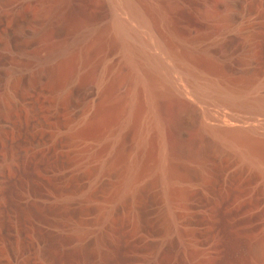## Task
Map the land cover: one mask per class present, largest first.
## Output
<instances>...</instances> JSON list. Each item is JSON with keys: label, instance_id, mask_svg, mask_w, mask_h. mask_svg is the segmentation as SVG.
<instances>
[{"label": "rangeland", "instance_id": "1", "mask_svg": "<svg viewBox=\"0 0 264 264\" xmlns=\"http://www.w3.org/2000/svg\"><path fill=\"white\" fill-rule=\"evenodd\" d=\"M231 1L247 15L242 26H222L220 32L205 35L209 28H216L206 25L221 22L219 15ZM119 2L0 0V77L9 64L18 61L17 54L46 52L51 43H63L70 49L74 43L68 58L79 50L85 58L70 60L77 66L61 64L65 66L61 72L58 67L60 73L39 83L27 78L18 91V104L4 116L6 127L0 130V247L21 264L41 263L36 255L40 243L53 264H152L146 261L154 257L155 264H259L249 250L264 235L263 181L255 167H246L228 147L205 150L201 160L189 163L192 174L185 180L180 178L182 181L168 191L148 170L134 196L118 199L125 162L119 159L110 163L109 147L120 121L118 99L126 89L114 94L109 83L99 78L118 60V53L107 48L105 35L121 19L137 35L140 33L135 39L137 46L131 40L136 48L151 44L154 33L177 32L178 49L186 44L207 52L212 59L197 57L202 59L201 65L197 58L193 60L200 67L196 68L201 81H214L232 88L235 95L250 103L259 100L264 104V0H133L144 12V25L131 16L128 8H114L113 4ZM57 4L61 6L60 17L51 13ZM85 26L102 29L103 38L94 37L87 41L91 45L78 46L75 40ZM7 43L15 56L4 53ZM151 47L142 53L158 55L153 44ZM169 60L166 63L170 68L174 63ZM179 82L177 88L183 87ZM104 91L110 94L104 95L109 97L106 110L100 119L91 121ZM212 106H198L205 124L219 125L233 116L264 136V111L252 115L233 105ZM135 134L132 131L125 138L127 150L133 147ZM150 139L147 156L152 166L157 140L154 135ZM77 229L86 236L84 255L74 248L77 242L73 233ZM96 236L102 239V248L96 245ZM19 243L24 251L21 256L16 250Z\"/></svg>", "mask_w": 264, "mask_h": 264}, {"label": "bare ground", "instance_id": "2", "mask_svg": "<svg viewBox=\"0 0 264 264\" xmlns=\"http://www.w3.org/2000/svg\"><path fill=\"white\" fill-rule=\"evenodd\" d=\"M118 4H113L115 6L114 8H117L119 6L128 8L127 10H129V12L131 10L132 12L131 16L134 17V19H137V21H139V24H143L144 19L146 20V17L143 18L142 15V13L144 12L139 11V9L135 7L133 0H120ZM60 7L61 6L57 4V6L53 7V9L51 10V13L55 15V17H57L60 13V16H62ZM213 14H216V12ZM219 16L221 22H219V20L216 21L219 22L218 24H207L206 27L216 26V28L214 27L210 29L208 27L209 31L206 28L207 32H205V35L220 32L222 30V26H242L244 20L247 19L246 13L243 10L239 9L237 4L232 1L224 6L223 12H221ZM120 20H117L116 24L114 23L115 26L111 28L108 35H105L106 32L104 33L109 41L107 48L108 46H110L109 49L112 48V50L116 52V54L118 53V60L115 61L114 65H109V67L105 69L104 75L99 78L101 82L103 81L102 83H104L105 81L109 83L108 85L112 87V91L114 94L118 93L121 88L126 89H124L125 92L122 97H118V100L120 101V104L118 106L120 121L117 129H114L115 131L113 132L114 134H112L113 136L111 135L113 137V139H111L112 143L109 147V153L111 156L109 155L110 159L108 158L110 160V163L112 164L119 161V159L125 162V164L123 163L125 165V177L124 181L122 180L123 185L119 191V194L117 195L118 199L121 200L124 197L131 196L130 194L134 196V194L138 192V182L142 180L145 174L149 173L148 170H151L156 174L158 180L165 188V191L170 190L169 188L172 187L177 181H182L180 178L184 177L183 180H185V178L187 179L192 174H190L188 170L189 163L191 164L193 161H199V159L202 158V154L208 148H217L222 146L234 150L237 156L240 159L244 160V162L246 163V167L247 165H249L251 166V168L255 167L259 171V176H261L263 181L264 190V136L258 134L259 131L257 132V129L252 128V126H248V122L240 120L233 116L230 118L228 117L229 119L222 118L224 121H221L219 125H207L202 122L201 113L198 109V106H200V104H205L209 107H213L212 105L215 106L219 104H227L230 106L233 105L235 108L245 110L252 115H257L264 111V104L259 102V100L257 102L253 101L254 103L251 101L250 103L249 100H246V98L244 99L241 96L235 95L236 93L232 92V88H225L224 86L222 87L219 85V83H214V81L208 82L204 79L203 80L206 83L201 81L199 69L196 68L198 67L196 63L200 61L197 57L200 58V56H202L201 58H209L207 57L208 53L202 50L199 51L198 49L193 47H187L186 44L185 47L184 44L183 46H181V48L184 47L182 49L180 48L181 50L178 49V41L176 40L177 37H180V34H178L177 32H164L163 30L164 33H159L156 30L155 32L159 34H156V36L154 33L155 40L152 39L154 43L151 42V44H153L154 47L159 51V54L156 55L155 53L154 55H144L142 53V50H144V48H148L149 46L151 47L150 42L143 43V46L141 45L139 48L133 46L131 40L133 39V41H135V39H137L136 37H138L140 33H138L137 35L136 31H134V29L131 30L129 26H127L128 24L126 25L125 21L123 22V20ZM149 22L148 25L151 26L152 24L150 25ZM167 22H169V20ZM152 27L153 26H151V28ZM97 28V26H85L83 33H80V35L77 36V39L75 40L76 44L78 46H86L85 43L91 45L87 41H93L92 38L94 39V37L103 35V30ZM106 31H108V29ZM101 38H103V36ZM105 42L107 41L105 40ZM134 43L137 46L136 41ZM179 43V45H182L181 41ZM73 45L76 46L74 43ZM82 46L80 47L82 48ZM105 47H103V49ZM90 48L91 47H89V49ZM12 49L13 48L11 47V44L7 43L5 44L3 51L7 55L15 56ZM71 49L67 45H63V43L58 44L56 42L51 43L48 49H46V52L43 50V52L38 51L31 53L30 55L29 53L28 55L17 54L19 58L18 61L14 60V63H12L11 65L9 64V67L4 70L2 76L0 77V130L5 126L4 116L9 113L11 107L18 104V91L24 86V81L27 78L31 79L33 82L39 83L43 79L54 75L55 72L60 73L62 67L65 66H60L61 64L69 63L70 65L71 63L74 65L75 61L79 62V60H83L81 59L83 57V53L82 50H79L80 48L78 49V52H73L74 55H72L71 53L72 57L68 58V53H70ZM71 59H74V62H72L73 60L70 61ZM167 59H172L169 61H172V63L170 62L171 64L174 63V66L172 65L173 67H167ZM195 59L198 60L197 62H195L196 65L193 63V60L195 61ZM208 60L212 61V59L210 58ZM201 61L200 65L202 64ZM207 65L208 64H205V66ZM74 66L77 65L75 64ZM58 67H60V72L58 71ZM73 68L74 67H72V69ZM73 71L76 72L77 70L73 69ZM175 75L178 79H175ZM178 81L183 83L184 86L177 88L179 87L176 86L178 84ZM104 92H102L103 97L101 96L99 98L100 100L97 102L95 110L93 111V115L90 118L91 121L100 119L105 109L104 106L108 103L107 101L109 100V97L107 99L105 97L106 95H108L106 93L107 91L105 93ZM108 96H110V94ZM132 131L136 133L135 136L137 135V138H133V140L135 141L136 139V141H133V147H129L130 150H127L125 148L124 140L128 136V134H132ZM150 134H153L155 136V139L157 140L155 141L157 142V153H155L156 158L154 159L155 161L152 166L149 165V155L147 156V154H149L147 153L149 139H152L153 137V135L150 136ZM155 139H153V142ZM208 139H212L213 141L209 142ZM109 160L107 161L106 165H109ZM243 165L245 166L244 163ZM190 169L192 168L190 167ZM73 235L77 242V245L75 244L76 246L74 248H76L77 252H79L81 255H84L87 246L85 242L86 236L84 235L83 231L78 229L73 233ZM43 242L44 241H42V243ZM96 242V245L98 246V248H100L103 243L102 239L97 237ZM16 250L20 254V256L22 252H24L23 247L20 243L17 244ZM46 250L47 249L45 245H41V243L37 246L36 255L41 262L40 264H53V262L50 260V257H48V252L46 253ZM102 250L103 249H101V251ZM8 252L9 251L5 247H0V264H21L16 260V258H12L13 256L11 257ZM249 252H251V256L253 255L254 259L256 258L258 260L259 264H264V235L256 239L251 244ZM149 259H151V257ZM146 262H152V264H155L156 257H154L150 261L147 260ZM79 264L85 263L81 262Z\"/></svg>", "mask_w": 264, "mask_h": 264}]
</instances>
